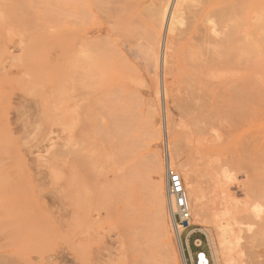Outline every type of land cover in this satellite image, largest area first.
I'll return each mask as SVG.
<instances>
[{
    "label": "rangeland",
    "instance_id": "374dc122",
    "mask_svg": "<svg viewBox=\"0 0 264 264\" xmlns=\"http://www.w3.org/2000/svg\"><path fill=\"white\" fill-rule=\"evenodd\" d=\"M100 1L0 0V264H264V58L238 106L225 76H200L226 69L190 18L166 58L158 0ZM168 143L205 213L189 248L158 196Z\"/></svg>",
    "mask_w": 264,
    "mask_h": 264
},
{
    "label": "bare ground",
    "instance_id": "6f19581e",
    "mask_svg": "<svg viewBox=\"0 0 264 264\" xmlns=\"http://www.w3.org/2000/svg\"><path fill=\"white\" fill-rule=\"evenodd\" d=\"M36 1V0H35ZM95 1V0H94ZM102 1V0H101ZM100 1V2H101ZM105 1V0H103ZM102 1V2H103ZM109 1V0H108ZM121 2L123 0H120ZM125 1V0H124ZM174 1V0H173ZM173 1L171 0H158V7L157 9H152L153 13L151 11L149 14H153L152 16V25L150 30V37L152 40L153 46L157 49H162V44L164 42V54L163 57L166 58H171L173 57L172 51L175 48V43L174 38H177L176 36L174 37V33L172 30L175 28L176 24H179V21L182 18H185L184 16L186 15L188 18L191 19V27H189L186 23V26L191 28L192 31H197L201 33V52H209L211 53V58H214V56L217 55L218 60L223 69H226L225 74H219L217 73L216 69H212L208 67L207 71H202L201 72V77L204 78L206 77H213L217 75V77L220 79L221 77H226L228 80L226 81L225 84L232 85L231 90H232V95L235 98L236 103L238 106H242L251 99V92L255 90V83H254V78L257 75V67L260 61L258 59L264 58V0H185V2L193 1L197 2L198 4L196 5H190L188 3L186 4H180L181 0H175L174 4ZM98 2V1H97ZM113 1H110V3ZM115 2V1H114ZM119 2V0H118ZM126 2V1H125ZM141 2V1H139ZM171 2V5H170ZM81 3V2H80ZM117 3V0H116ZM120 3V2H119ZM99 4V3H98ZM107 4V3H106ZM112 4V3H111ZM118 4V3H117ZM148 4V3H147ZM173 4V5H172ZM82 5V3H81ZM100 5V4H99ZM115 5V4H114ZM113 5V6H114ZM80 6V5H79ZM103 6V5H101ZM105 6V5H104ZM116 6V5H115ZM150 6V5H149ZM96 7V6H95ZM94 7V8H95ZM99 7V6H97ZM107 7V6H106ZM118 7V5H117ZM101 8V7H100ZM105 8V7H104ZM112 8V5H111ZM114 8V7H113ZM132 8V7H131ZM145 8V7H144ZM29 9V8H28ZM87 9V8H86ZM97 9V8H96ZM123 9V8H121ZM26 10V9H24ZM99 10V9H98ZM127 10V9H126ZM16 11V10H15ZM101 11V10H99ZM111 11V10H110ZM117 12L118 9L116 10ZM182 11H186L185 14ZM114 13L113 11H111ZM110 12V13H111ZM18 13V12H17ZM25 13V12H24ZM120 13V12H119ZM87 14V13H86ZM147 13V16L149 15ZM150 14V15H151ZM82 15V13H81ZM30 17V16H29ZM83 17V16H82ZM85 17V16H84ZM186 17V18H187ZM79 18V17H78ZM105 18V17H104ZM187 18V22H190V20ZM81 19V18H80ZM17 20V19H16ZM30 20V19H28ZM136 20V19H135ZM186 20V19H185ZM184 20V21H185ZM26 21V20H25ZM132 21V20H131ZM117 22V21H116ZM19 23V22H18ZM31 23V22H30ZM168 23V29L166 32V38L164 39V24ZM135 24V23H133ZM183 24V23H182ZM189 24V23H188ZM181 25V24H180ZM136 26V25H135ZM167 27V26H166ZM182 27V25H181ZM147 28V27H146ZM166 29V28H165ZM136 30V29H135ZM187 30V29H185ZM190 31V30H189ZM138 32V31H137ZM139 33V32H138ZM181 33V32H180ZM179 33V34H180ZM183 35V32L181 33ZM136 35V34H135ZM138 35V34H137ZM136 35V36H137ZM141 35V34H140ZM176 35V34H175ZM184 36V35H183ZM216 36H221L220 39H216ZM123 38V37H122ZM185 38V36H184ZM97 39V38H96ZM149 39V36H148ZM196 39V38H195ZM197 41L199 40V37H197ZM104 40V39H103ZM123 40V39H122ZM165 40V41H164ZM177 40V39H175ZM179 40H181L179 38ZM106 41V40H105ZM108 41V40H107ZM94 42V41H93ZM91 42V43H93ZM111 42V41H110ZM113 42V41H112ZM130 42V40H129ZM150 42V41H149ZM97 43V42H95ZM107 43V42H106ZM150 43V44H152ZM82 44V43H81ZM132 44V43H131ZM190 44V43H189ZM92 45V44H91ZM95 45V44H93ZM98 45V44H97ZM196 45V44H195ZM105 46V45H104ZM135 46V45H134ZM197 46V45H196ZM153 47V48H155ZM178 47V46H177ZM116 48V47H115ZM137 48V47H136ZM140 48V45H139ZM178 49V48H177ZM95 50V49H94ZM150 50V49H149ZM187 50V49H186ZM230 50H234L233 54H230ZM98 51V50H97ZM152 51V50H151ZM154 51V49H153ZM163 51V50H162ZM83 53V52H82ZM120 53V52H116ZM156 53V52H155ZM162 53V52H161ZM81 54V53H80ZM86 55V53H83ZM188 53L185 55L187 56ZM197 54V53H196ZM204 54V53H203ZM208 54V53H207ZM229 54V55H228ZM83 55V56H84ZM117 54L116 57H118ZM165 55V56H164ZM209 55V54H208ZM225 55V56H223ZM227 55V57H226ZM97 56V55H96ZM161 56V55H159ZM223 56V58H222ZM86 57V56H85ZM84 57V58H85ZM104 57V56H103ZM150 57V56H149ZM185 57V56H184ZM188 57V56H187ZM199 58L200 56L197 55ZM221 57V58H220ZM83 58V59H84ZM93 58V56L91 57ZM101 58V57H100ZM123 59V57H121ZM160 58V57H159ZM210 58V57H209ZM210 58V59H211ZM97 59V58H96ZM119 59V58H118ZM161 59V58H160ZM162 60V59H161ZM170 60V59H169ZM189 60V59H188ZM83 61V60H82ZM94 61V60H93ZM102 61V60H100ZM122 61V60H120ZM172 61V60H170ZM186 61V60H185ZM212 61V59H211ZM259 61V62H257ZM106 62V61H105ZM103 62V63H105ZM163 62V61H162ZM189 63V61H186ZM197 61H195L196 64ZM200 62V60H199ZM97 63V62H96ZM191 63V62H190ZM193 63V62H192ZM93 64V63H92ZM107 64V63H106ZM105 64V65H106ZM194 64V63H193ZM199 64L201 65V62H197V66L195 70L199 71ZM208 64V63H206ZM169 65V64H168ZM189 65V64H188ZM101 66V65H100ZM214 66V65H212ZM220 66V65H219ZM260 66V64H259ZM165 67V66H164ZM202 67V66H201ZM98 68V67H97ZM106 68V67H105ZM198 68V69H197ZM178 69V68H177ZM259 69V68H258ZM158 70V69H157ZM192 71V70H190ZM197 73L199 74V72ZM193 74V73H192ZM169 76V75H168ZM194 76V75H192ZM185 77V76H184ZM191 78V77H189ZM194 79L195 76L193 77ZM179 79V78H178ZM193 79V82H195ZM198 79V78H197ZM205 79H203L204 81ZM183 81V80H182ZM187 81V80H186ZM201 81V85L202 82ZM181 82V81H180ZM200 82L197 81L196 84ZM191 84V82H189ZM185 84V82H184ZM188 82L186 83V85ZM193 84V83H192ZM204 84H206L204 82ZM213 84V82H212ZM209 85V84H208ZM214 85V84H213ZM223 85V84H222ZM185 86V85H184ZM190 86V85H189ZM196 86V85H195ZM186 87V86H185ZM197 88V87H196ZM186 89V88H185ZM188 89V87H187ZM191 89V88H190ZM195 89V88H194ZM197 91V89L195 90ZM194 91V92H195ZM193 92V93H194ZM223 93L224 91L221 90ZM221 92H219L221 94ZM250 96V98H248ZM253 100V99H252ZM234 101V100H233ZM205 103V102H204ZM235 103V102H234ZM229 104V103H228ZM228 104L225 105L226 108L228 107ZM240 104V105H239ZM248 104V103H247ZM185 105V104H184ZM187 106V105H186ZM231 106H237V105H231ZM244 107V106H243ZM218 108V107H217ZM229 108V107H228ZM232 108V107H231ZM215 109V108H214ZM233 110V109H232ZM223 111H227L224 110ZM229 111V110H228ZM234 113V112H233ZM225 114H227L225 112ZM168 119L167 113H166V120ZM175 143L170 146L171 144L168 143V155L166 157V163H165V172L161 174V181L158 184V191L159 194L158 196L163 198L164 197V191L169 193V201H170V207L172 211V219L175 220V206L173 201L170 198V187H169V178L170 175L173 171L174 163L177 160L179 156V145ZM179 148H178V147ZM62 147V146H61ZM72 147V146H71ZM74 148V147H72ZM58 152V151H57ZM62 152V151H61ZM64 152V151H63ZM72 153V152H71ZM76 155V154H75ZM156 156V155H155ZM58 157V154H57ZM77 157V155L75 156ZM74 158V157H73ZM158 158V157H156ZM155 158V160H156ZM160 159V158H159ZM61 161V160H60ZM83 162V160H82ZM81 162V163H82ZM85 162V161H84ZM158 162V161H157ZM80 165L83 166V163ZM156 163V162H155ZM157 164V163H156ZM160 164V161H159ZM79 165V166H80ZM158 165V164H157ZM58 166V165H57ZM60 166V165H59ZM160 166V165H159ZM90 167V166H89ZM155 167V166H153ZM246 168V167H245ZM60 169V168H59ZM83 169V168H82ZM193 169V168H192ZM192 172V171H191ZM195 172V171H194ZM161 173V172H160ZM183 173V172H182ZM179 174V173H178ZM165 175V179H164ZM180 175V174H179ZM183 175V174H182ZM181 176V175H180ZM182 177V176H181ZM191 177V174H190ZM149 178V177H148ZM260 178V177H259ZM56 179V178H55ZM183 181L186 187V180L185 177L183 176ZM224 181V180H223ZM257 181V180H256ZM56 182V181H55ZM218 182V181H217ZM245 182V181H244ZM249 182V181H248ZM149 183V182H148ZM153 183V182H151ZM150 184V183H149ZM219 184V183H218ZM248 184V183H247ZM153 185V184H152ZM220 185V184H219ZM218 185V186H219ZM81 188V187H80ZM150 188V187H149ZM153 189V188H152ZM151 189V191H152ZM143 190V189H142ZM81 191V190H80ZM146 191V190H145ZM199 191L195 188L192 190L188 196V200L190 203V209H192L193 214L196 216V222L197 223H202L203 220L205 219V213L204 210L202 209L201 202L199 200ZM188 195V193H187ZM152 196V195H151ZM154 197V195H153ZM152 198V197H150ZM149 198V199H150ZM195 200L196 203L198 204L199 209H194L193 207L191 208V201ZM146 201H148L146 199ZM158 202V201H157ZM162 202V201H161ZM161 206H159L160 208ZM250 208V207H249ZM162 210V209H161ZM237 211V210H236ZM243 211V210H242ZM246 211V210H245ZM248 211V210H247ZM252 211V210H251ZM160 212V210H159ZM158 212V213H159ZM163 212V210H162ZM222 212V211H221ZM227 212V211H226ZM245 213V212H244ZM162 215H160L161 217ZM165 216V215H164ZM194 216V217H195ZM247 217V216H246ZM224 218V217H223ZM164 219V218H163ZM161 220V219H160ZM178 231L177 236L179 238V241L181 244L187 245V248H189V236L190 233L187 236H183L184 233L186 232L185 230L187 229L186 227L180 226L177 224ZM245 225V224H244ZM188 226H190V221L188 223ZM226 226V225H225ZM253 226V225H252ZM163 227V226H162ZM223 229H226L223 228ZM222 229V230H223ZM221 230V229H220ZM264 230V229H263ZM252 231V230H251ZM230 232V231H229ZM227 230L223 231L224 234L229 233ZM223 235V234H222ZM229 235V234H227ZM226 237V236H224ZM185 238V239H184ZM233 238V237H231ZM239 238V237H238ZM178 240V239H177ZM179 242V243H180ZM224 242H226L224 240ZM235 242V241H234ZM227 243V242H226ZM90 246V244H89ZM220 246V245H219ZM247 247V246H246ZM238 252V250H236ZM235 252V251H234ZM236 253V252H235ZM241 253V252H239ZM190 256H192L193 259V254L190 253ZM233 257V256H232ZM228 259V258H227ZM10 260V259H9ZM15 261V260H14ZM226 261V260H225ZM12 262V261H11ZM10 262V263H11ZM16 263V262H15ZM9 264V262H8Z\"/></svg>",
    "mask_w": 264,
    "mask_h": 264
},
{
    "label": "built area",
    "instance_id": "2783aa9c",
    "mask_svg": "<svg viewBox=\"0 0 264 264\" xmlns=\"http://www.w3.org/2000/svg\"><path fill=\"white\" fill-rule=\"evenodd\" d=\"M169 187L170 198L176 209V222L178 225L187 228L188 223L191 220V209L184 181L178 173H171L169 178ZM196 264H210V260L206 253L199 252L197 254Z\"/></svg>",
    "mask_w": 264,
    "mask_h": 264
}]
</instances>
